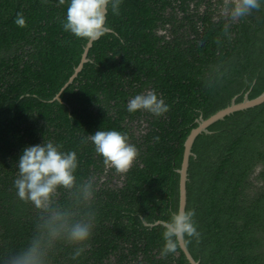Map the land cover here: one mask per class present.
<instances>
[{"label": "trees", "instance_id": "1", "mask_svg": "<svg viewBox=\"0 0 264 264\" xmlns=\"http://www.w3.org/2000/svg\"><path fill=\"white\" fill-rule=\"evenodd\" d=\"M221 3L122 0L119 15L109 6L113 33L90 45L75 74L87 42L63 29L70 0H0V257L27 246L38 216L17 195L19 158L51 141L76 153L77 182L96 186L91 247L72 259L76 246L58 244L51 264H190L179 247L161 257L155 225L178 210L184 142L200 118L264 92V0L227 32ZM148 91L167 113L128 111ZM99 130L126 133L139 149L116 186L85 140ZM207 131L192 143L185 182L201 235L185 246L199 264H264V102Z\"/></svg>", "mask_w": 264, "mask_h": 264}, {"label": "clouds", "instance_id": "2", "mask_svg": "<svg viewBox=\"0 0 264 264\" xmlns=\"http://www.w3.org/2000/svg\"><path fill=\"white\" fill-rule=\"evenodd\" d=\"M59 2L63 5L65 0ZM121 3L122 0H70L63 29L92 44L113 33L107 23L109 6L114 15H119ZM260 8L261 0H222L219 15L225 19L224 31L227 32L231 24ZM14 22L20 27L26 26L22 13H17ZM140 110L159 117L167 113L169 107L154 91H148L128 102L130 113ZM85 140L94 144L105 166L114 168L118 173L129 171L139 156V149L129 142L126 133L99 130ZM61 148L62 145L49 141L23 150L14 184L18 197L33 204L38 216L27 246L0 257V264H51L50 256L61 243L76 246L72 259L91 247L89 241L95 219V213L91 211L96 191L94 178L77 182V155L74 151L63 152ZM62 193L65 198L63 203L60 200ZM169 211L170 220L156 221L164 229L165 243L161 257L175 253L181 244L187 245L192 239L199 242L201 235L197 231L194 210L179 207L175 212ZM140 222L147 223L144 217H140Z\"/></svg>", "mask_w": 264, "mask_h": 264}, {"label": "water", "instance_id": "3", "mask_svg": "<svg viewBox=\"0 0 264 264\" xmlns=\"http://www.w3.org/2000/svg\"><path fill=\"white\" fill-rule=\"evenodd\" d=\"M90 45L91 44H88V43L86 44L84 53H83L82 58H81V62L78 65V67L75 69V74L81 69L82 64L87 60L86 59V52H87L88 48L90 47ZM71 80H72V78L69 80V82ZM57 98H58V96H57ZM263 102H264V92L252 100H249L247 98V96L245 95L241 102L236 103L234 101V99H232L230 104L227 107L217 111L216 113L212 114L211 116H209L206 119L200 118L198 120L197 127L190 131L189 135L187 136V138L184 142L182 163H181L180 169L178 170V173H179V206H178V208L183 207L185 209V205H186L185 182L187 180L188 159H189V156L192 155L191 146H192V143H193L195 137L201 132L208 133L207 126H209L210 124H212L213 122H215L219 119H222L226 115H229L230 113H233V112L238 111V110H243V109H246L249 107L259 105ZM156 224L157 223L155 222V225ZM179 248L190 264H199L198 261H195L192 258V256L190 255V253L188 252V250L184 244H181L179 246Z\"/></svg>", "mask_w": 264, "mask_h": 264}, {"label": "flooded vegetation", "instance_id": "4", "mask_svg": "<svg viewBox=\"0 0 264 264\" xmlns=\"http://www.w3.org/2000/svg\"><path fill=\"white\" fill-rule=\"evenodd\" d=\"M104 174L105 176L107 175V177H110V175H112L110 184L113 186H116L118 183L120 184V181L123 179V173H118L116 170H112L110 167H106L105 165Z\"/></svg>", "mask_w": 264, "mask_h": 264}, {"label": "rangeland", "instance_id": "5", "mask_svg": "<svg viewBox=\"0 0 264 264\" xmlns=\"http://www.w3.org/2000/svg\"><path fill=\"white\" fill-rule=\"evenodd\" d=\"M134 129L136 130V126H135V125H134V127H133V130H134ZM136 131H137V130H136Z\"/></svg>", "mask_w": 264, "mask_h": 264}]
</instances>
